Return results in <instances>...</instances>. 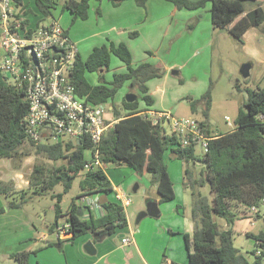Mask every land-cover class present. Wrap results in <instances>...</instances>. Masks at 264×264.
<instances>
[{"label": "trees", "instance_id": "1", "mask_svg": "<svg viewBox=\"0 0 264 264\" xmlns=\"http://www.w3.org/2000/svg\"><path fill=\"white\" fill-rule=\"evenodd\" d=\"M119 5L124 0H111ZM179 9L194 10L205 7L211 2L210 9L212 24L215 28H223L233 37L242 40L244 34L251 27H258L264 33V0H252L256 7L246 10L247 0H169ZM138 5L146 6L148 0H136ZM16 18L32 12L27 8L24 0H15ZM37 8L44 14V18L52 15L51 8L55 7L52 0H36ZM90 0H65L63 8L73 13V21L78 18L86 19L89 14ZM101 9H98L100 12ZM2 10L0 8V24ZM197 20H193L189 29H193ZM23 24H30L25 18ZM41 24V20L36 26ZM135 34V33H132ZM1 35V25H0ZM112 54L117 55L127 65L126 72H115L108 80L106 73L111 68ZM98 72L100 83L92 84L86 73ZM165 73L162 64L142 62L137 66L132 63V54L125 42L102 44L96 46L89 57L84 60L78 52V58L71 72V81L77 92L94 103H104L112 100L118 90L129 83V92L138 95L134 101L126 97L122 104L125 112L116 110L118 119L103 134L99 147V159L108 165H128L136 172L149 174L152 185L156 186L160 195L159 202L175 199L174 181L165 163V153L171 154L189 163L203 162L204 168L200 175L195 177L190 168H185L184 185L191 191L190 218L193 223V232L185 233L186 246L189 249V259L185 264H264V230L259 233H249L254 237L257 248L255 257L250 260L234 244L232 224L239 217L234 207L244 205L259 206L264 198V88L257 87L248 90V97L244 107L239 110L235 127L228 132L214 133L210 130L207 121L198 120L204 131L211 137L208 151L197 154V146L189 144L182 147L178 136L171 131L165 118L154 123L148 114L139 108L140 99L148 104L153 98L148 94L147 82L151 78L160 77ZM238 88L239 85L237 84ZM191 99V110L194 112L202 105L203 114L209 117L212 103L211 82L207 90L199 98ZM29 104L23 88L9 82L0 71V157L13 158L19 155H36L53 162L51 166L37 163L34 166L29 180L34 192L42 194L44 190L53 189L62 184L64 192L71 187L73 180L84 170L80 178V192L72 199L65 213L66 220L71 224L70 231L73 238L85 233H93L95 240L103 235L116 232L117 228L128 225V217L123 205L115 198L101 202L104 212L94 216L83 217L78 213L84 211V206L76 199L82 194H109L114 186L104 169L94 166L86 170V150L91 147L90 139L86 136L81 139H59L54 142H35L26 133V115ZM31 146V153L26 152L25 144ZM25 156V157H26ZM4 183V182H3ZM1 183V184H3ZM0 194H10L6 184L1 186ZM206 184L210 185L212 198L201 190ZM44 189V190H42ZM42 190V191H41ZM26 192H22V196ZM45 193V192H44ZM62 199L63 193H53ZM21 201L11 200L9 207L19 208ZM151 198L148 199V202ZM81 208V209H80ZM5 208H0V215ZM92 212V211H91ZM245 212V211H244ZM249 212V211H248ZM247 212V213H248ZM62 215L61 206L56 204V221ZM217 215L225 220L223 224L217 221ZM244 213L242 216H246ZM247 216H250L249 213ZM256 217H261L260 213ZM34 251L22 250L12 252L19 264H30V257ZM162 264H182L174 260L163 259Z\"/></svg>", "mask_w": 264, "mask_h": 264}, {"label": "crops", "instance_id": "2", "mask_svg": "<svg viewBox=\"0 0 264 264\" xmlns=\"http://www.w3.org/2000/svg\"><path fill=\"white\" fill-rule=\"evenodd\" d=\"M33 1L34 5L32 6L28 0H24L25 6L31 8L32 11L37 7L36 0ZM52 1L55 4V7L51 8L52 15L44 18V14L38 9L39 15H35L39 18L38 21L30 13L24 14V18L30 20L31 26H36L40 20L42 24L50 21V18H58L76 43L78 51L84 60L89 57L96 46L110 44L111 42L115 44L125 42L131 51L133 65L137 66L142 62H150L162 64L165 67V73L162 76L151 78L147 82L148 94L152 96L153 103L148 104L143 99L139 102L140 110L144 114H148L154 123L160 117L159 115L165 112L173 114L172 112L179 104L187 103L190 106L191 99L189 97L199 98L209 87L208 64L211 61L213 35L218 29L212 24L211 2H208L204 8L189 10L179 9L169 0H148L146 6L138 5L136 0H124L119 5H114L111 0H90L88 17L86 19L78 18L73 21V13L70 9L63 8V4L59 8V0ZM98 9H101V11L98 12ZM194 19L197 20L196 25L190 30L188 25ZM1 57L2 49L0 47V59ZM205 69L206 72L203 73ZM127 70L126 63L117 55L112 54L111 68L106 73V77L111 80L115 72H126ZM90 75H94V79H91ZM86 76L92 84L97 85L100 83L98 72L87 71ZM129 83L130 81L125 82L116 93L113 101L115 108L122 112L126 111L122 101L130 93ZM111 103L112 100L104 102L106 106L105 119L110 125L109 127L118 120L113 115L116 110ZM121 105L123 106L122 109ZM107 108L111 112L108 113ZM87 150L86 153H88ZM168 157L169 159L177 158L170 151H167L164 156L172 180L174 181L175 177L178 178L180 176L183 185L185 176L183 175L182 177L181 175L180 165L174 164L169 167ZM199 163L201 162H196L194 165ZM117 168L118 166L108 164L103 168L114 186V192L120 190L119 185L121 184L118 176L119 169ZM177 168L179 169V176L176 173ZM175 184L176 181H174L176 195L177 188ZM152 187L156 188L154 185ZM140 188V185H138L136 191ZM148 188V186L145 187V191ZM149 189L152 190V188ZM188 189L183 185L184 192L188 191ZM97 195L100 203L114 199L104 193H98ZM150 196L151 200L158 202L160 213L157 217L146 216L150 218L145 217L139 222H137L136 218V227L132 224V220L127 214L128 225L125 227L129 229L130 235L123 236V238H131L132 241L130 243H124L122 241L123 238L121 242L113 240L109 248H102L100 254L98 244H96L95 253L99 254V256L91 258L90 256H84L83 252H78L76 248L73 249L75 238L72 237V234H68L67 237L62 239L57 237L58 242L48 241L43 246L36 248L38 252L31 255L30 264L33 261L36 264H162L163 254L169 261L187 263L189 249L186 246L184 234H192L193 232L192 220L189 216H185L187 209L183 204L170 207L163 206L159 202V193L155 197L151 194ZM237 208L239 210L243 209L240 212V216L244 213L248 215L246 206L238 205ZM84 209L83 217H88L90 213L94 216L101 215L98 211L94 210L91 212L86 208ZM144 209L142 207L140 210ZM166 215L168 216L166 217ZM56 220L49 227V232L53 234L56 226L60 225V219ZM66 222L68 221L66 220L64 223ZM46 237L48 235H44L42 239ZM107 239L108 237H105L104 240H100L102 241L100 244L102 245ZM63 240H72L71 243L73 244L65 247L64 243H62ZM91 241L95 242L97 240L93 239ZM36 249L25 250L34 251ZM55 249L62 251L65 249L63 251L64 254L60 255L54 252L56 251ZM47 251L52 252H50V256L45 255ZM11 253L8 255L11 256Z\"/></svg>", "mask_w": 264, "mask_h": 264}, {"label": "rangeland", "instance_id": "3", "mask_svg": "<svg viewBox=\"0 0 264 264\" xmlns=\"http://www.w3.org/2000/svg\"><path fill=\"white\" fill-rule=\"evenodd\" d=\"M59 1L60 5L58 7L60 8L65 0ZM28 2H30L32 6L34 5L33 0H28ZM245 6L246 10L249 11L256 7V3L252 0H247L245 1ZM262 6L264 8V2ZM35 8L36 9H33L30 15L38 21L39 18L35 16L39 15L38 8ZM245 64L250 65V74L247 77L241 72V68ZM205 72L206 69L203 73ZM208 72V81L209 83L211 82L212 86V103L209 110V117L206 119L204 116L202 105L198 106L197 110L193 112L187 103L179 104L172 113L176 117H193L198 120H208V126L214 133L230 131L236 125V118L239 110L244 107V101L248 97V90L257 87L264 88V33L262 30L253 26L244 34L241 40L233 37L225 29L218 28L213 35L212 55L211 61L208 64ZM90 78L94 79V75H90ZM134 93L136 92L134 91ZM122 108L123 106L121 105V109ZM107 112L109 113L111 111L108 110ZM113 115L115 117V113ZM227 116L230 117V122L227 120ZM59 139H67V136H50L44 138L43 141L54 142ZM24 146L26 152L31 153V146H29L28 143ZM197 154L202 157L203 152L201 147L197 148ZM25 156L26 155H19L13 158L0 157V184L4 182L1 186L6 184L10 193L8 195L0 194V208H5V212L0 215V264H19L17 259L8 255L10 252L36 249L39 246H43L48 241L58 242L57 235L49 232V227L56 220V204L58 203L61 206L63 212L59 217L60 225H62L66 221L65 213L72 199L80 192L79 181L85 172L82 170L79 173L73 180L72 187L67 192H64V186L62 184H58L50 190L42 189L44 190L43 193L39 194L34 192L35 187H33L29 181L34 166L37 163L44 162V165L51 166L53 162L36 155ZM167 161L169 167L174 164L180 165L182 177L183 175L185 176L186 167L190 168L191 173H193L195 177L198 174L200 175L201 168L204 167L203 162L197 165L189 163L188 166L183 160L178 158L169 159L168 157ZM117 169H119L118 176L121 181L119 188L131 198V203L126 207V212L130 216L132 224L136 227L137 225H135V222L138 213L141 211L140 209L142 207L146 208L148 199L151 198L150 194L155 197L158 195V192L155 187H152L149 174L135 172L126 164L118 166ZM176 173L179 176L178 168L176 169ZM174 179V181H176L177 196L169 202H163L162 205L170 207L183 204L188 214H185V216L190 217L191 191L190 189L186 192L183 191L184 184L182 185L180 176ZM136 184L140 185L141 188L135 192L134 187ZM147 186L152 188V190L148 188V190L146 189L145 191V187ZM201 190L204 194L208 195L210 199L212 198L209 184L203 186ZM23 191L26 193L22 196ZM58 192L63 193L61 200H59L57 196H52L53 193ZM115 194L116 192L112 191L108 195H110L109 197L111 198H115ZM23 198H25V202H23L21 207H9V202L11 200L21 201ZM76 200L78 201V198ZM248 207L250 208V206ZM257 209L260 211L261 217H256L254 214L250 216H240V212L243 209L239 210L237 206L234 207V211L239 215L232 224L234 244L240 248L250 260L255 257L254 250L257 248V245L254 237L249 233L255 234L264 230V202H261ZM167 216L168 215H166V217ZM214 218L221 224L225 222L223 218L217 215H215ZM44 235H48V237L42 239ZM129 235L130 232L127 227H119L115 233L103 235L101 237H104L103 239L99 238V240L93 243L95 248L96 244H98L100 254L102 248H109L113 240L121 242L123 236ZM105 237H108V239L101 245L100 243L102 241L100 240H104ZM93 239H95L93 233L79 235L74 239L75 246L73 249L76 248L80 253L83 252L84 256L97 258L99 254L91 253L87 248V244ZM71 241L72 240H63L62 243H64L65 247H68L73 244ZM55 250L54 252L62 255L65 249L63 251L60 249ZM50 252L51 251H47L45 255L50 256ZM164 258L165 254L162 256L161 263ZM32 264H36L35 261H33Z\"/></svg>", "mask_w": 264, "mask_h": 264}, {"label": "built area", "instance_id": "4", "mask_svg": "<svg viewBox=\"0 0 264 264\" xmlns=\"http://www.w3.org/2000/svg\"><path fill=\"white\" fill-rule=\"evenodd\" d=\"M2 10L0 47V71L7 80L25 91L29 104L26 115V133L35 142L50 136H67L69 139H90L86 153L85 169L94 166L104 168L99 159V147L103 134L110 126L105 119L104 103H94L80 95L71 81V72L78 58V48L58 18L39 26L23 24V15L16 18L15 0H0ZM155 121L165 118L182 147L195 144L202 152L208 151L210 136L201 123L193 117H176L163 113ZM230 122V117L227 116ZM98 193L82 194L78 202L90 211L104 212ZM115 199L124 209L131 198L123 190H116ZM261 202H264V198ZM257 205L248 208L249 215H257ZM264 215V212H263ZM71 224L57 225L59 239L67 237ZM130 243L131 238H123Z\"/></svg>", "mask_w": 264, "mask_h": 264}, {"label": "water", "instance_id": "5", "mask_svg": "<svg viewBox=\"0 0 264 264\" xmlns=\"http://www.w3.org/2000/svg\"><path fill=\"white\" fill-rule=\"evenodd\" d=\"M250 65L249 64H245L243 65V67L241 68V72L242 74L247 77L250 73ZM138 98V95L136 93H128L126 95V99L128 101H134L135 99ZM138 188V184H136V186L134 187V190L136 191ZM81 209V208H80ZM160 213V209H159V205L157 201L151 200L147 203L146 208L142 211L139 212L138 216H137V222L141 221L143 218H145L146 216H152V217H157ZM79 215H83V210L81 212L78 213ZM87 248L88 251L95 253L96 252V248L94 246V243L92 241H90L87 244Z\"/></svg>", "mask_w": 264, "mask_h": 264}]
</instances>
